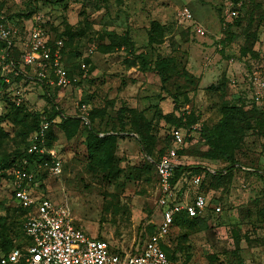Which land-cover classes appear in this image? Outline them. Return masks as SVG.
<instances>
[{"label": "rangeland", "instance_id": "rangeland-1", "mask_svg": "<svg viewBox=\"0 0 264 264\" xmlns=\"http://www.w3.org/2000/svg\"><path fill=\"white\" fill-rule=\"evenodd\" d=\"M234 5L240 24L225 32L222 18L234 21L227 15ZM1 6L27 32L25 48L35 28L45 31L53 54L52 39H63L60 67L69 84L59 86L54 67L44 79L27 69L18 82L0 53V165L29 150L39 116L57 108L80 119L53 128L63 174L37 175L43 191L36 195L67 203L75 228L130 254L162 224L150 163L178 152V164L217 176L199 188L179 185V197L203 195L207 208L203 219L178 225L168 255L177 264H264V0H0ZM3 14L0 24L8 27ZM175 129L183 144L173 141ZM90 133L107 139L94 157ZM11 190L1 176L0 261L30 241L20 231L29 213Z\"/></svg>", "mask_w": 264, "mask_h": 264}, {"label": "built area", "instance_id": "built-area-1", "mask_svg": "<svg viewBox=\"0 0 264 264\" xmlns=\"http://www.w3.org/2000/svg\"><path fill=\"white\" fill-rule=\"evenodd\" d=\"M228 17H237V12L229 9ZM185 17L193 21V16L186 10ZM1 18V17H0ZM17 30L3 27L0 24V39L8 40L17 35ZM204 35L203 32H199ZM49 38L41 28H35L30 34L23 65L29 67L40 78H46L48 70L56 68L59 86L69 84L67 72L60 67L62 60L61 49L63 42H56L54 54L48 47ZM8 68L5 67L6 71ZM51 124L43 119L41 127L32 138L29 155L44 159L41 169L49 176L59 178L63 174V163L58 158L55 150L47 148V133ZM176 144L184 143L181 130L173 131ZM177 154L172 151L161 159L157 165L159 177L157 206L161 212L162 224L156 235L145 244L141 253L137 255L121 253L112 249L109 243L90 238L85 232L75 228L70 220L71 211L67 203L57 204L48 198L36 195L37 176L25 170L12 172V194L15 201L30 214L24 225L25 235L30 239V244L13 250L4 257L0 264H173L164 253L161 244L169 235L176 217L186 214L190 218L203 217L207 208L205 196L197 194L191 203L181 201L177 187L172 185V179L177 169ZM2 172L0 171V177ZM202 179L197 177L192 180V186L201 187Z\"/></svg>", "mask_w": 264, "mask_h": 264}, {"label": "trees", "instance_id": "trees-1", "mask_svg": "<svg viewBox=\"0 0 264 264\" xmlns=\"http://www.w3.org/2000/svg\"><path fill=\"white\" fill-rule=\"evenodd\" d=\"M229 2H233L234 4H238L240 2V0H229ZM236 5H234L233 9L234 11L237 12V17L232 18V20H234L233 22H227L225 20V18H222V26L225 32H234V29H236V27L240 24V16H241V9H238L237 7H235ZM3 6L0 7V15L3 14ZM7 26L10 27L12 25L14 29L17 30V36H15L14 38L10 39L8 42L1 40L0 39V53L4 54L6 56V62L8 65L12 66V69L15 73H18L19 75L17 76V81H21L23 80V76H25L26 73H29V71L32 69L29 67H25L23 65L22 62V57L25 54L27 48L24 47L23 42L24 40L27 41L28 37L26 38V34L27 32L25 31L24 28L20 27L19 22H14L12 19V17H9L7 15H4ZM7 16V17H6ZM0 23L3 24V21H0ZM10 23V24H9ZM57 41H62L63 39L59 38V37H55L54 39H52L53 44H55ZM64 43V42H63ZM11 44V45H10ZM27 45V44H26ZM66 47V43L64 44ZM56 49V48H55ZM64 54V50H62V55ZM23 67V69H22ZM27 69L29 71H27ZM156 70H158L159 74L162 76V78L165 77L163 70L158 66L156 67ZM68 71V70H66ZM69 73V72H68ZM70 75V73H69ZM46 118V120L51 124V127L47 133V148L49 150H56L54 144L52 143V132H53V128L55 127L56 124H71L73 122H82L80 119H71L69 117H64V115L60 112L59 109L56 108L55 111H52V113H49L47 117H42L39 116V118L37 119V124H36V130L35 133L39 131L41 124L43 122V119ZM178 130V129H175ZM174 130V131H175ZM92 134V138L93 140L96 141V143L94 144V147H90V153H91V157H94L97 152H100L105 148V144L107 143V139H101L99 137H97L94 133H90ZM203 137L206 140V142L209 144H211L210 142V137H209V133L204 131L203 132ZM172 138H173V132H172ZM174 141V138H173ZM175 142V141H174ZM30 147V146H29ZM28 147V148H29ZM227 160L229 161L230 164L235 165L236 162L234 161V159L229 158L226 154H223ZM177 157H179V154L177 152ZM51 158L49 157H45L44 159H41L37 156L34 155H29L28 153V149L26 148L25 150H23L21 153H18L16 155H14L12 158L8 159L6 162L2 163L0 165V171L2 172L3 175H1L4 178H7L9 180V182L11 183L13 176H12V172L15 170H25L28 172H32L34 173L36 176L41 174L42 176L46 177L48 176V173L46 171H44L43 169L40 168V166L43 165V163L45 161H49ZM161 159H159L158 161H154L153 163H150L154 175H155V182H154V189L156 187V191H157V199L159 197V192H158V184H159V177H158V172H157V165L160 163ZM7 172H9L7 174ZM216 172L212 171V170H206V169H200V168H196V169H191L188 168L182 164H178L177 163V169L175 172V175L172 179V185L174 187H177L179 184L183 183V182H187V181H192L197 177H201L202 179V183H201V187H203L205 185V182L207 183L208 179H213L215 178ZM11 189H12V185H11ZM37 191L38 190H42L41 187H37L35 188ZM12 193V190H11ZM12 199L15 201L14 199V195L12 194ZM22 212L24 213V215L27 214V212L30 214L28 209H21ZM29 216H27V218L21 223L20 226V231L23 234V237H27L25 235V231H24V225L27 221ZM203 219V217H199V218H190L188 215L186 214H182L178 217H176L175 223L169 233V235L167 236L166 240L164 241V243L161 244V247L164 251V253L166 254L167 258L169 259V261L173 264H177L169 255H168V249H171V243L173 240V237L175 236V234L177 233V228L179 227L178 225L180 223H182L183 221H187V220H192V221H198ZM159 229H157L150 237H153L154 235H156L158 233ZM148 239V240H149ZM26 241L25 244H23L22 246L19 247H15L11 250V252L15 249L18 248H22L25 245L30 244V241H27L28 239H24ZM96 240L99 241H104L100 238H97ZM147 240V242H148ZM106 242V241H104ZM146 242V243H147ZM108 243V242H107ZM145 243V244H146ZM111 246V245H110ZM145 246V245H144ZM112 247V246H111ZM144 248V247H143ZM112 249H114L112 247ZM143 249L138 250V251H133L131 252V254L133 255H137L139 253L142 252ZM9 252V254L11 253ZM119 253H121L122 251H117ZM7 254V256L9 255Z\"/></svg>", "mask_w": 264, "mask_h": 264}, {"label": "crops", "instance_id": "crops-1", "mask_svg": "<svg viewBox=\"0 0 264 264\" xmlns=\"http://www.w3.org/2000/svg\"><path fill=\"white\" fill-rule=\"evenodd\" d=\"M56 151V150H55ZM57 152V151H56ZM57 156H58V153H57ZM185 183V182H184ZM182 184V183H181ZM180 185V184H179ZM179 185L177 186V189L179 188ZM185 186V185H184ZM39 188V187H38ZM183 188V187H182ZM180 190H182L181 188L179 189V191ZM40 191V190H39ZM43 191V190H42ZM196 193H192V194H187L186 193V195H185V197L184 198H181V201L182 202H186V203H191L193 200H194V198H195V195ZM42 198H45V197H42Z\"/></svg>", "mask_w": 264, "mask_h": 264}]
</instances>
